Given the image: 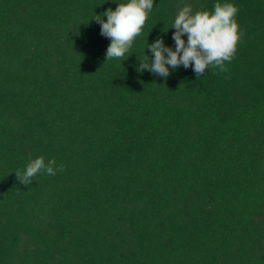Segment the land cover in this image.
<instances>
[{
  "label": "trees",
  "instance_id": "obj_1",
  "mask_svg": "<svg viewBox=\"0 0 264 264\" xmlns=\"http://www.w3.org/2000/svg\"><path fill=\"white\" fill-rule=\"evenodd\" d=\"M127 2L0 0V264H264V0H154L106 61L96 20ZM216 3L238 9L227 72L137 71ZM39 157L63 171L19 183Z\"/></svg>",
  "mask_w": 264,
  "mask_h": 264
},
{
  "label": "clouds",
  "instance_id": "obj_2",
  "mask_svg": "<svg viewBox=\"0 0 264 264\" xmlns=\"http://www.w3.org/2000/svg\"><path fill=\"white\" fill-rule=\"evenodd\" d=\"M154 7V0H128L126 4H118L113 11L109 8L103 15L107 17L96 20L101 25V35L110 39L106 50V61L111 59L123 60L132 48L134 41L143 32L149 13ZM238 9L231 3H216L214 12H197L192 14L190 6L185 5L175 18L173 34L175 50L166 47L162 38L148 44L153 60L140 62L137 71L148 70L154 75L167 78L170 75L169 66L177 69L181 65L193 71L199 78L206 69H219L227 72L225 62L234 58L237 44L240 41L239 25L236 22ZM187 35V42L182 38ZM55 160L46 164L43 157H39L28 164L21 173H15L19 183L28 186L32 178L40 172L55 175L56 171H63V167L55 168Z\"/></svg>",
  "mask_w": 264,
  "mask_h": 264
}]
</instances>
